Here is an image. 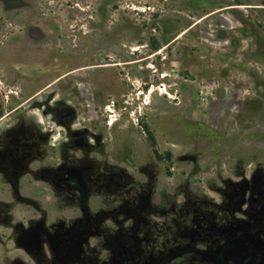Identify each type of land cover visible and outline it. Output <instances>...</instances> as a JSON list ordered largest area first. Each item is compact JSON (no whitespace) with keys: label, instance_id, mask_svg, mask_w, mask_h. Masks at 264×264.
I'll return each instance as SVG.
<instances>
[{"label":"rangeland","instance_id":"obj_1","mask_svg":"<svg viewBox=\"0 0 264 264\" xmlns=\"http://www.w3.org/2000/svg\"><path fill=\"white\" fill-rule=\"evenodd\" d=\"M20 120L80 188L0 172V264L42 216L97 264H264V0H0V140Z\"/></svg>","mask_w":264,"mask_h":264},{"label":"flooded vegetation","instance_id":"obj_2","mask_svg":"<svg viewBox=\"0 0 264 264\" xmlns=\"http://www.w3.org/2000/svg\"><path fill=\"white\" fill-rule=\"evenodd\" d=\"M56 116L59 121L64 120L60 114ZM4 136L5 140H0V147L3 150V153L1 152L0 154V172L12 186L19 187V185H22L23 177L26 176L30 178V182H40L47 187L57 181V183L63 185L64 182H67L73 190H79V181L74 179L66 180V178H58L56 180L55 178H50V174L47 169L43 168L45 167L43 164V166L41 165L36 171H34V169H29L33 164L29 163V159L41 157L47 152L49 136L43 135L40 131L35 130L33 125L23 120L17 122L13 126V129L7 131ZM1 143L3 144L1 145ZM13 147H15L18 152L24 150L16 155V161L14 160L17 162L16 164L12 162V160L9 161L6 159L7 157L4 151L7 148ZM42 192L43 193L38 196L43 195V197H45L46 194L44 195V191ZM71 197L72 195L70 194L61 196L62 201H64L65 198ZM23 198L25 200L22 201H34L32 196L26 195V197L23 196ZM84 213H86V211H84ZM89 216H91V214H89ZM81 222L82 224L77 226L76 221L59 220L58 225L48 227L44 225V217L42 216L41 221L38 223L31 221L27 229L20 232L18 238L27 244L26 251L32 264H64L66 260H70L71 264H83L85 262L97 264V245L96 243H92L95 234H97L96 227L92 226V224L91 226L88 224L83 225L84 221ZM39 223L42 224L41 227H39ZM89 223H91V220H89ZM82 236L90 240L86 239V242L82 244L80 241V239L83 238ZM67 243L70 248L65 251L63 245ZM122 245V258L119 259L114 249L112 250L113 254L108 259L110 264H113V261L116 264H125V242ZM113 248L114 247H111L109 249ZM73 251L74 253H72ZM67 254L69 255L68 259L65 257ZM102 264L107 263L103 262Z\"/></svg>","mask_w":264,"mask_h":264},{"label":"trees","instance_id":"obj_3","mask_svg":"<svg viewBox=\"0 0 264 264\" xmlns=\"http://www.w3.org/2000/svg\"><path fill=\"white\" fill-rule=\"evenodd\" d=\"M157 158H160V156H157Z\"/></svg>","mask_w":264,"mask_h":264}]
</instances>
